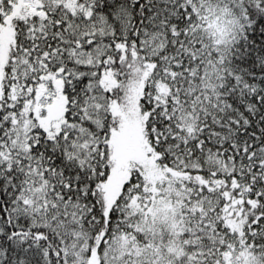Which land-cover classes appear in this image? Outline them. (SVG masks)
I'll use <instances>...</instances> for the list:
<instances>
[{"label": "snow or ice", "instance_id": "snow-or-ice-1", "mask_svg": "<svg viewBox=\"0 0 264 264\" xmlns=\"http://www.w3.org/2000/svg\"><path fill=\"white\" fill-rule=\"evenodd\" d=\"M0 264H264V0H0Z\"/></svg>", "mask_w": 264, "mask_h": 264}]
</instances>
